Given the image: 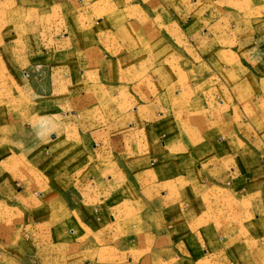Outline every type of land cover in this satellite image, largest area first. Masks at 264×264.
Returning <instances> with one entry per match:
<instances>
[{
  "label": "crops",
  "instance_id": "0c3cea01",
  "mask_svg": "<svg viewBox=\"0 0 264 264\" xmlns=\"http://www.w3.org/2000/svg\"><path fill=\"white\" fill-rule=\"evenodd\" d=\"M55 4L0 0V264H47L39 250L74 243L60 264H264V0H176L160 14L180 62L128 68L102 125L85 91L94 104L25 129L16 102L34 70H71L98 47V25L87 41Z\"/></svg>",
  "mask_w": 264,
  "mask_h": 264
},
{
  "label": "rangeland",
  "instance_id": "374dc122",
  "mask_svg": "<svg viewBox=\"0 0 264 264\" xmlns=\"http://www.w3.org/2000/svg\"><path fill=\"white\" fill-rule=\"evenodd\" d=\"M52 1L53 3L55 1L56 4L53 7L54 9L50 10V13L58 12L59 15L61 11L65 19L71 20V23H75L77 30H88L85 33V37L88 38L87 41L91 40L92 32L89 30L94 29L92 25L96 27L98 25V47H93V39V42L87 45V50L84 52V59H81L82 63L80 66L82 69L79 68L80 66L78 67L76 62L71 61L68 64L73 67L71 70H68L66 67L49 70L46 73L42 70H34L32 76H34L33 78H35V80L31 83L32 85L29 88H24L23 96L25 101L16 102V105L23 110L22 120L24 121L25 129L26 127L31 128L35 121L45 125L46 121H57V118L62 116H65L63 118H70L71 112L75 115L78 114L80 105L81 107H89L90 104H94V102H90V97L83 101V103L81 102V95H83L85 91L90 94H94L95 91H97L98 125H102L110 120L111 115L118 111V109L114 107L116 106V102L112 99V95H114L113 97L115 98H117L118 95L120 99H123L126 92H122V90L126 89L121 88V86L114 87L113 85L125 81L128 68L136 69L139 65V61L142 63V59L147 60V64L142 68H146V70L149 66H151L150 68H155L160 63L167 67L170 65L175 66L176 63L181 61L180 55L177 54V50L182 47V43L179 38L174 37L175 28L172 25L173 23L169 24L167 19L162 22L160 14V11H163V16L166 13L172 14L173 4L176 0H163V2L160 0ZM55 15L56 13L54 16ZM78 15H81L82 19H85L84 23L80 19L77 20ZM245 15L260 16V12H254V7L248 6ZM75 20L82 24H78ZM101 21L106 24L100 28L99 23ZM71 58L75 60V55L73 54ZM95 58H97L98 64H95ZM72 64H74V66H72ZM96 65L98 69V84L89 86L85 84L84 80L85 77H87V73H93V71L87 72L84 67ZM82 70L85 73L84 75H82ZM23 72L26 78L30 77V71L23 70ZM139 72H143V70ZM145 72H147L146 75L150 73V71ZM158 73L159 71L154 72V74L151 73L152 84H148L145 88L148 94H150V89H159ZM135 74H137V72ZM138 76L137 74L136 77ZM52 77L57 79L60 83H55V86H52L50 84V79ZM89 77L92 76H88V78ZM75 78L80 79L78 85L75 84ZM69 79L74 82L72 86L68 84ZM133 89L135 92L141 89L137 92L141 94L144 90L142 86H134L130 87L129 91L132 93ZM82 110L84 111V108H82ZM34 112L38 113V118L36 115L35 117H31V115H34ZM89 113L90 111L87 112L86 115ZM47 147L48 145H46V148ZM43 151H45V149ZM101 152V150H98V154ZM92 153H95V151ZM78 156L79 150H74L71 153L72 160H75ZM94 161L97 160L94 159ZM99 161L100 159H98V162ZM103 177H105V175ZM74 238L76 237L73 236L72 240H74ZM77 244L78 243H74L71 247H64L65 249L63 247L58 248L52 246L43 251L39 250V252H50L53 256H56L55 258H51V262L47 264H60L62 258L58 256L71 252L75 254L77 252Z\"/></svg>",
  "mask_w": 264,
  "mask_h": 264
}]
</instances>
